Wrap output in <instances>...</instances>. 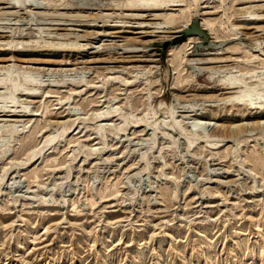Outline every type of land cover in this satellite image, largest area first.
Instances as JSON below:
<instances>
[{
  "label": "rangeland",
  "instance_id": "rangeland-1",
  "mask_svg": "<svg viewBox=\"0 0 264 264\" xmlns=\"http://www.w3.org/2000/svg\"><path fill=\"white\" fill-rule=\"evenodd\" d=\"M127 1L0 0V264H264V0Z\"/></svg>",
  "mask_w": 264,
  "mask_h": 264
},
{
  "label": "bare ground",
  "instance_id": "bare-ground-1",
  "mask_svg": "<svg viewBox=\"0 0 264 264\" xmlns=\"http://www.w3.org/2000/svg\"><path fill=\"white\" fill-rule=\"evenodd\" d=\"M9 1V0H8ZM150 0H148L147 2H149ZM171 1H173V2H178V0H171ZM12 2V1H11ZM143 2H144V0H128L127 1V4H126V7H129V8H139V7H146L147 5H145V3L143 4ZM13 3V2H12ZM17 3V2H16ZM156 3V2H155ZM264 5V4H263ZM148 6H153V4L152 3H149V5ZM172 6H178L177 4H174V5H172ZM113 7V6H112ZM156 9V8H155ZM40 13V12H39ZM47 14V13H46ZM40 15V14H39ZM133 16V15H132ZM141 16V15H140ZM193 17V16H192ZM198 18V11L196 12V14H195V17H194V19L195 18ZM139 18V17H138ZM140 18H142V17H140ZM74 19V18H73ZM71 20V19H70ZM186 25V24H185ZM88 26H94V25H88ZM145 26H149L148 24H145V23H142V27H145ZM188 26V25H187ZM200 27L202 28V26L200 25ZM188 28V27H187ZM203 29V28H202ZM259 30H263L264 31V26H262L261 27V29H259ZM211 33V32H210ZM28 34V33H27ZM212 34V33H211ZM85 38V37H84ZM172 38V37H171ZM197 38V37H196ZM195 38V39H196ZM215 38V37H214ZM164 39V38H163ZM28 40V39H27ZM31 40V39H30ZM162 40V39H161ZM217 40H219V39H217ZM31 41H34V40H31ZM162 41H164V40H162ZM24 42V41H23ZM195 42V41H194ZM21 43H22V41H21ZM20 43V44H21ZM25 43V42H24ZM29 43V42H28ZM28 43H26V45H22V46H20L19 44H18V49H17V51L18 52H20V51H33V48H34V46L33 45H36V44H32V46H27V44ZM23 44V43H22ZM30 44V43H29ZM56 44V43H55ZM55 44H54V47L53 46H51L52 48L51 49H41L42 51L43 50H49V51H51V50H53V51H56V50H58V47L57 46H55ZM31 45V44H30ZM39 45V44H38ZM44 45V44H43ZM47 45V44H46ZM45 45V46H46ZM59 45V44H58ZM61 46V45H60ZM75 46V45H74ZM80 46V45H79ZM85 46V45H84ZM83 46V47H84ZM174 46V45H173ZM38 47V46H37ZM40 47V46H39ZM38 47V48H39ZM44 47V46H43ZM86 47V46H85ZM36 48V47H35ZM42 48V47H41ZM50 48V47H49ZM60 48V47H59ZM67 48V47H66ZM128 49V48H127ZM81 51H85V50H87V48H84V49H80ZM126 50V49H125ZM126 52H128L127 50H126ZM212 55L211 56H207V57H199V58H193V59H190L189 60V63L191 64V65H193V66H203L204 68H206V69H211L212 71L214 70V73L216 74V73H221V72H223L222 70H231V71H233L232 69H230L229 67H226V69H224L223 67H221V66H210L211 64H216V63H222V62H230L231 60H229L230 58H227V57H223V56H220V54H222V53H219V51H216V52H212L211 53ZM7 66V65H6ZM6 68H8V66L6 67ZM25 68H27V67H25ZM24 68V69H25ZM5 69V68H4ZM67 70V69H66ZM68 70H72V69H68ZM0 71H5V72H8L9 71V69H6V70H3V67H0ZM13 71V70H12ZM23 71V70H22ZM4 72V73H5ZM26 72H28V69H27V71ZM4 73L2 74V75H4ZM8 73H10V72H8ZM18 73V72H17ZM22 73V72H21ZM20 73V74H21ZM28 73H30V72H28ZM6 74V73H5ZM13 74V73H12ZM25 74V73H24ZM27 74V73H26ZM31 74V73H30ZM247 74V73H246ZM8 75H10V74H8ZM7 75V76H8ZM23 75V74H22ZM234 75V76H233ZM230 78H232V79H230V80H223V88H225V89H229V90H233V89H237V88H241V90L237 93V94H235V95H233L231 98H230V101L233 103V104H243V105H245V106H247V107H252V108H259V107H253L254 105H256V103H253L252 102V96L253 95H255V92H256V89L254 88V87H256V86H259L261 89H264V79H260V81H259V77H257L258 79V83H257V80L255 81L257 84H255L254 82H250V85H249V83H248V80L250 79L251 80V77L252 76H249V77H240V76H237V74L235 75V74H233ZM248 75V74H247ZM5 76V75H4ZM6 76V77H7ZM13 76V75H12ZM12 76H11V78L9 79L8 77H7V79H9V80H6V79H1V78H3V77H1L0 78V88H14L16 91H20V90H22V91H25L24 92V94L25 95H27V96H32V95H34V91H37V90H40V89H42V88H45V85H43V84H37V82L36 81H34V79H29V77L28 78H24V80H22L21 82L20 81H18V78H12ZM21 76V75H20ZM28 76H30L29 74H28ZM32 76V75H31ZM30 76V77H31ZM246 76V75H245ZM21 78H22V76H21ZM253 78H254V76H253ZM62 83L63 84H65V83H67V81H62ZM84 83H88L86 80H70V83H69V85H73V86H76V87H80V86H85V84ZM251 83H254L253 85H256V86H251ZM48 86H49V84H48ZM249 86H251L252 88H250ZM13 89V90H14ZM16 93V92H15ZM13 98V97H12ZM260 102H258L260 105H262V104H264V94L262 95V97L260 98ZM12 102H16L15 101V98H13L12 99ZM201 115V114H200ZM192 131H194L195 133H201L199 130H195V129H193ZM14 132H17V129H15L14 131H12V133H14ZM52 140V139H51ZM50 140H48V142H49ZM213 148H216V146H218V144H214V145H211ZM218 148V147H217ZM9 151V146H7L4 150H3V155L5 156L6 154H7V152Z\"/></svg>",
  "mask_w": 264,
  "mask_h": 264
},
{
  "label": "water",
  "instance_id": "water-1",
  "mask_svg": "<svg viewBox=\"0 0 264 264\" xmlns=\"http://www.w3.org/2000/svg\"><path fill=\"white\" fill-rule=\"evenodd\" d=\"M184 36H189V35H198L201 37V40L199 42H196L194 45V54L201 53L199 52V48H217L221 44L223 45V42H214L213 40L210 39V35L207 33L206 30L202 29L200 27V21L198 18L192 20L190 26L188 28H185L182 30ZM177 39V38H176ZM171 41H166L163 43L164 46L167 47V45L170 44Z\"/></svg>",
  "mask_w": 264,
  "mask_h": 264
}]
</instances>
